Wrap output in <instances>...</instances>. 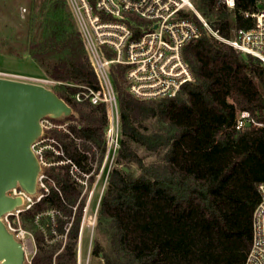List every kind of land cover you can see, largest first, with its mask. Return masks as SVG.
<instances>
[{
    "label": "trees",
    "instance_id": "1",
    "mask_svg": "<svg viewBox=\"0 0 264 264\" xmlns=\"http://www.w3.org/2000/svg\"><path fill=\"white\" fill-rule=\"evenodd\" d=\"M193 1L212 28L230 39L243 14L262 0H235L232 11L218 0ZM11 15L14 20L0 14V25L13 23L20 31L18 42L73 109L55 121L65 129L43 136L64 153L44 151L45 160L69 162L45 168L48 192L19 215L35 243L30 264H78L85 207L80 180L90 175L92 181L99 171L108 113L105 104L74 96L80 86L98 90L99 78L68 0H44L26 19L15 8ZM189 17L199 24L195 15ZM20 35L0 38V51L24 58L10 41ZM184 58L195 81L173 99L139 100L128 90L125 67L111 68L121 147L98 215L109 247L96 242L93 248L105 264H244L250 251L257 187L264 182V65L206 34L186 46ZM243 112L250 121L237 129ZM153 120L162 127L149 129ZM133 146L160 161L146 164ZM130 164L137 165L138 175L124 169Z\"/></svg>",
    "mask_w": 264,
    "mask_h": 264
},
{
    "label": "built area",
    "instance_id": "2",
    "mask_svg": "<svg viewBox=\"0 0 264 264\" xmlns=\"http://www.w3.org/2000/svg\"><path fill=\"white\" fill-rule=\"evenodd\" d=\"M68 1L80 23L81 29H79L100 83L98 90L80 86V91L74 98L78 102H89L92 105L105 104L107 108L108 126L102 169L107 168L111 171L121 147L120 106L111 71L112 66L125 67L128 90L135 98L155 101L173 99L185 85L195 81L184 58V50L203 34L231 46L242 55L258 59L264 65V0L254 12L243 14L241 27L233 28L230 39L223 38L212 28L198 12L193 0ZM218 1L230 11L235 8V0ZM190 15H195L199 24L189 17ZM0 78L40 84L50 89L58 84L48 78L4 71H0ZM55 121L50 117L42 119L44 132L65 129L64 125H59ZM248 121H250L249 113H241L237 129H242ZM47 142L52 144L38 147ZM47 148H51L56 156L64 157L61 147L53 139L42 137L34 144L33 150L42 166L38 178L42 192L34 197L27 194L19 185L7 192L8 196L23 200V205L7 213L3 221L15 238L23 243L26 252L28 243L32 244L33 237L21 227H15L11 218L17 219L21 212L30 209L43 198V191L48 192L45 185L47 175L44 170L55 163L45 160L44 150ZM61 162L66 164L69 161ZM95 164L98 162L96 161ZM80 183L86 185L83 180H80ZM257 190L259 202L252 218L251 248L244 264H264V182L258 185ZM83 228L84 226L82 230ZM28 263L30 264L31 260H28Z\"/></svg>",
    "mask_w": 264,
    "mask_h": 264
},
{
    "label": "water",
    "instance_id": "3",
    "mask_svg": "<svg viewBox=\"0 0 264 264\" xmlns=\"http://www.w3.org/2000/svg\"><path fill=\"white\" fill-rule=\"evenodd\" d=\"M72 107L53 89L40 84L0 78V262L27 264L26 249L9 231L3 217L23 205L7 192L20 186L35 195L42 172L34 144L44 136L42 119L58 120ZM127 172L128 169L124 168Z\"/></svg>",
    "mask_w": 264,
    "mask_h": 264
},
{
    "label": "rangeland",
    "instance_id": "4",
    "mask_svg": "<svg viewBox=\"0 0 264 264\" xmlns=\"http://www.w3.org/2000/svg\"><path fill=\"white\" fill-rule=\"evenodd\" d=\"M43 1L44 0H0V14H3L6 20H8L9 17H11V19L14 20L15 16L13 15L10 16V11H12L13 8H15L16 14L18 12V14L21 16L22 19H26L30 12V8L32 7L34 8L36 7V5H41ZM69 7L73 12L74 9L71 8L70 4ZM73 15L77 27L81 29L80 23L78 21L75 12H73ZM231 17L234 18V14H232ZM11 28H13L12 32H10ZM19 33L20 31H18V29L13 25V23L12 25H9L7 27L0 25V38L9 39V37L13 36L14 34L20 35ZM20 39H21V35L18 37V39L15 38V39H11L10 41L12 45H15L18 48V50L23 54L24 58L10 56L6 54L4 51H0V71L47 79L45 73L41 72L42 69L36 64V62H34L27 55L26 46L18 42L20 41ZM53 88L54 87H52V89ZM147 127L152 130H157L162 127V124L159 121L153 120L147 123ZM46 144L49 145L52 143L47 142L44 144H40L38 147L44 146ZM133 147L137 150L138 155L144 158V162L146 164L157 163L160 161V159L157 156L150 155L145 149L140 148L138 146H133ZM48 150L52 151L51 148H47L44 151H48ZM54 155L56 154L54 153ZM54 165L55 166L64 165V163L63 162H61L60 164L55 163ZM97 165L98 164L94 165L95 169L98 167ZM102 167H103V163L97 173L95 172L94 169L92 174L93 173L96 174L94 175L92 181L90 175L81 178L86 183V185L83 191V195L85 198V207L83 210L84 214L82 219V226H84V228L81 232V234H83V237L81 235L79 240L78 264H105V262L101 257H96L93 255V248L96 242H98L105 249L109 247L107 233L105 232V229L99 226L98 224L100 204L104 196L105 190L107 188L106 176L109 170L107 168L102 169ZM124 168H127L128 172L132 173L135 176L139 174V170L136 164H130L129 166H125ZM45 185L47 186V183H45ZM37 186H38L37 193L34 195V197H36L40 192H42L40 188L41 186L39 184ZM15 223H16V227H21L19 217L15 219ZM31 241L32 244L28 243V247H27V253H26L27 261L31 260L35 251L34 240L31 239Z\"/></svg>",
    "mask_w": 264,
    "mask_h": 264
},
{
    "label": "crops",
    "instance_id": "5",
    "mask_svg": "<svg viewBox=\"0 0 264 264\" xmlns=\"http://www.w3.org/2000/svg\"><path fill=\"white\" fill-rule=\"evenodd\" d=\"M40 69V68H39ZM41 70V69H40ZM41 72H43L42 70H41ZM82 237H83V234H82Z\"/></svg>",
    "mask_w": 264,
    "mask_h": 264
}]
</instances>
